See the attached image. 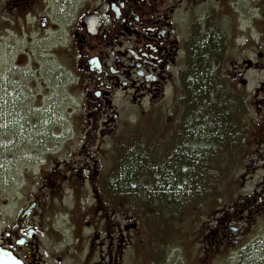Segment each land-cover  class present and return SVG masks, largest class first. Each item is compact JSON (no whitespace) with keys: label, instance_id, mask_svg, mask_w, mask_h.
<instances>
[{"label":"rangeland","instance_id":"rangeland-1","mask_svg":"<svg viewBox=\"0 0 264 264\" xmlns=\"http://www.w3.org/2000/svg\"><path fill=\"white\" fill-rule=\"evenodd\" d=\"M87 1L38 0L31 16L0 21L7 27L0 43V184L11 176L14 187L28 184L33 193L43 165L52 169L58 160L65 180L54 201L67 219L72 207L88 211L93 182L127 188L131 193L123 200L141 203L142 230L126 242L117 264H264V214L235 225L246 233L236 244L210 246L214 230L235 215L264 177V161L257 156L264 149L263 130L253 124L258 120L252 110L230 100L218 73L221 64L251 57L253 39L264 41V1L163 0L161 9L177 6L171 26L185 54L181 73L176 68L165 89V100H175L171 128L180 134H166L167 125H152L150 115L141 126L133 124L137 111L118 91L116 134L104 136L100 149L90 148L99 167L93 182L81 167L83 140L95 132L87 126L83 84L76 88L79 71L66 46V24ZM198 27L206 33L195 44ZM247 77L250 90L264 79V70ZM212 91L220 92L218 101L210 99ZM190 106L197 109L187 113ZM188 114L183 126L177 118ZM98 258L97 250L89 264Z\"/></svg>","mask_w":264,"mask_h":264},{"label":"flooded vegetation","instance_id":"flooded-vegetation-1","mask_svg":"<svg viewBox=\"0 0 264 264\" xmlns=\"http://www.w3.org/2000/svg\"><path fill=\"white\" fill-rule=\"evenodd\" d=\"M162 3L163 0H88L66 24V46L71 48L79 71L80 81L75 85L80 90V83L83 84L85 119L95 132V137L83 140L86 154L81 172L91 182L98 178L99 167L90 156V148L100 149L104 136L112 138L116 134L118 111L113 98L118 91L129 102V109L137 111L136 118L131 120L133 124L141 126L142 118L150 115L152 125L153 121L167 125L166 134L172 137L180 134L171 128L176 119L171 113V109L175 110V100L173 96L169 102L165 100V89L175 69L181 73L185 54H182V41L171 26L177 6L171 4L161 9ZM37 4L38 0H0V21L6 23L5 16H31ZM0 28V43H3L1 37L5 36L7 27ZM198 28L193 34L195 44L206 33L202 27ZM60 39L62 48L65 43ZM252 42L248 45L251 57L231 60L227 66L221 64L218 73L225 80L230 100L252 110L258 120L253 124L261 126L264 133V79L250 90L245 89L249 84L247 75L264 70V41L253 39ZM211 93V100L220 99L219 91ZM196 109L190 106L187 113ZM88 117L94 118L93 121ZM188 117L189 114L178 116L177 120L181 119L186 126ZM114 120L116 124L110 127L108 122ZM84 134L90 135L87 131ZM257 156L264 161V149ZM60 164L54 160L52 169L43 165L39 185L33 193L28 184L14 187L11 176L0 184V264H89L97 250L99 258L93 264H117L126 242L142 230L141 203L125 202L127 188L110 182L98 187L93 182L94 201L88 211L72 207L71 217L64 218V209L54 201L58 184L65 180ZM243 200L235 213L237 216L228 218L221 229L211 234L212 250L236 244L246 234L237 226L263 216L264 177L252 195L244 196Z\"/></svg>","mask_w":264,"mask_h":264},{"label":"trees","instance_id":"trees-1","mask_svg":"<svg viewBox=\"0 0 264 264\" xmlns=\"http://www.w3.org/2000/svg\"><path fill=\"white\" fill-rule=\"evenodd\" d=\"M200 84H201V83H200ZM200 84H199V85H200ZM213 99H214V98H213ZM130 193H131V192L128 191V192H127V195H130Z\"/></svg>","mask_w":264,"mask_h":264}]
</instances>
